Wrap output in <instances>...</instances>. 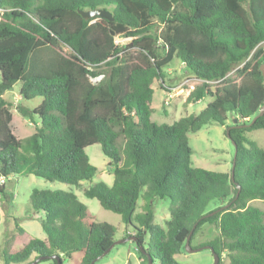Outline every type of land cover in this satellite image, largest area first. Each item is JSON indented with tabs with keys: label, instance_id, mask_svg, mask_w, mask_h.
<instances>
[{
	"label": "trees",
	"instance_id": "1",
	"mask_svg": "<svg viewBox=\"0 0 264 264\" xmlns=\"http://www.w3.org/2000/svg\"><path fill=\"white\" fill-rule=\"evenodd\" d=\"M104 8L114 19L84 18L79 10ZM131 38L117 43L116 38ZM264 0H0V194L10 176L33 174L83 189L121 215L149 264H182L176 255L206 224L219 235L210 245L222 264H264V148L246 133L264 129ZM163 51V55L160 54ZM202 80L188 95L214 99L199 113L172 124L152 120L155 80L174 58ZM19 85V113L35 131L18 138L4 94ZM39 101L35 106L26 102ZM237 122L227 124L228 115ZM226 125L237 152L234 177L192 166L189 132ZM101 145L112 185L93 181L98 167L86 147ZM233 163V159H232ZM238 186L241 187L238 193ZM142 210L136 212L139 199ZM169 200L166 226L155 203ZM213 201L220 204L208 210ZM46 238L31 236L4 264H78L100 260L119 238L95 220L74 191L30 194ZM17 222L21 232L26 230ZM214 262V261H213Z\"/></svg>",
	"mask_w": 264,
	"mask_h": 264
},
{
	"label": "rangeland",
	"instance_id": "2",
	"mask_svg": "<svg viewBox=\"0 0 264 264\" xmlns=\"http://www.w3.org/2000/svg\"><path fill=\"white\" fill-rule=\"evenodd\" d=\"M131 38H118L119 43H129ZM264 47V42L261 43ZM163 55V51L160 50ZM1 80V72H0ZM202 80L198 79L192 72L187 70L179 58L164 67V80L153 82L154 95L151 106L153 108L152 120L158 123L172 124L181 117L197 114L204 109L213 99L207 95L197 102L189 103L188 95ZM172 91V96L166 104L167 93ZM4 98L10 103V110L13 115L11 127L18 138H24L35 131L34 123L22 116L17 105L20 101L19 85H15L11 91L4 94ZM39 101L26 102L28 106H35ZM231 115H228L227 124L233 123ZM226 125L210 123L197 132H189V145L193 150L191 155L192 166L202 167L219 172L230 171L232 159L235 154V146L225 133ZM246 135L258 142L264 148V129H255ZM86 152L92 164L98 167V172L93 181H105L113 184L114 175L111 171L110 159L102 152L101 145L94 143L86 147ZM91 185L90 181H83L80 188L72 184L59 181H50L33 174L10 176L6 181L5 194H0V264H4L1 254L7 249L9 252L18 251L31 236L46 238V234L40 223L42 212L34 211L30 205V194L35 188L38 189H63L74 191L79 199L84 202L95 217L96 221L108 222L117 228V237L123 238L128 231L133 232V227L127 229L122 221L121 215L107 210L100 204L97 198H88L83 189ZM251 205L264 210V199H253ZM143 200L139 199L136 212L142 210ZM220 203L213 201L208 210L215 208ZM169 200H158L155 203V222L166 226L170 218ZM26 230L21 232L17 222ZM219 235L216 226L206 224L198 232L191 242L193 248L198 244L215 239ZM81 252L73 254L72 259L65 261V264H78ZM182 264H212L214 255L208 248L187 252L186 250L176 255ZM41 264H51L50 261H43ZM95 264H146L140 256L138 244L135 240H127L117 243L105 256ZM158 264V263H157ZM222 264H230L226 253H223Z\"/></svg>",
	"mask_w": 264,
	"mask_h": 264
},
{
	"label": "water",
	"instance_id": "3",
	"mask_svg": "<svg viewBox=\"0 0 264 264\" xmlns=\"http://www.w3.org/2000/svg\"><path fill=\"white\" fill-rule=\"evenodd\" d=\"M79 13H80V15H82L86 19L92 18V17H95V16L107 18L109 20H113L114 19L112 12H110L107 9H104V8H92V9H87V10H79ZM260 69H261L262 74L264 76V63L260 66ZM263 113H264V107L260 111V114H263ZM234 122H237V119H234ZM227 136L229 137V133L228 132H227ZM236 157H237V152L235 150V154H234V157H233V163H232V177H234V167H235V164H236ZM240 189H241V187L238 186V193H239ZM192 233H193V230L190 232V234L187 237V240H186V243H185L186 251L187 252H194L196 250H200V249H203V248H208V249L211 250L212 254L214 255V262L212 264H217L219 262V255H218V253H216L214 251V248L212 246L204 245V246L198 247V248H193L191 246V235H192ZM129 239L136 240L135 236L118 239L117 241H115L111 246H109L105 250L103 255H106L108 252H110V250L113 248V246L115 244L121 243V242H125V241H127ZM54 257H55V259L58 260V264H62V262L59 260V256H54ZM148 258H149V264H153L152 258L151 257H148ZM66 260H68V258H66L65 261ZM95 261H93L91 264H95ZM34 263L35 262H32L31 264H34Z\"/></svg>",
	"mask_w": 264,
	"mask_h": 264
},
{
	"label": "built area",
	"instance_id": "4",
	"mask_svg": "<svg viewBox=\"0 0 264 264\" xmlns=\"http://www.w3.org/2000/svg\"><path fill=\"white\" fill-rule=\"evenodd\" d=\"M116 42L118 43V38H116ZM171 96H172V91H170V92L167 93L166 104H168L169 99H170ZM0 182L1 183L5 182V179L1 178L0 179Z\"/></svg>",
	"mask_w": 264,
	"mask_h": 264
},
{
	"label": "crops",
	"instance_id": "5",
	"mask_svg": "<svg viewBox=\"0 0 264 264\" xmlns=\"http://www.w3.org/2000/svg\"><path fill=\"white\" fill-rule=\"evenodd\" d=\"M39 216L41 217V215H39ZM40 217H39V218H40Z\"/></svg>",
	"mask_w": 264,
	"mask_h": 264
}]
</instances>
